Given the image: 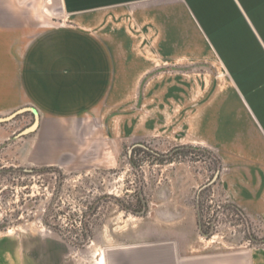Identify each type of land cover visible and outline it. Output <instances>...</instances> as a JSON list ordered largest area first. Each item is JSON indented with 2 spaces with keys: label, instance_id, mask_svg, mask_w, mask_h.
<instances>
[{
  "label": "rangeland",
  "instance_id": "1",
  "mask_svg": "<svg viewBox=\"0 0 264 264\" xmlns=\"http://www.w3.org/2000/svg\"><path fill=\"white\" fill-rule=\"evenodd\" d=\"M134 42V64L147 61L149 71L133 103L102 114L101 140L97 133L81 163H30L44 137L39 116H0V264H140L170 249L264 264V198L253 211L228 201L226 168L205 136L208 113L221 125L220 113L234 111L221 60L193 40L196 54L176 56L144 54L142 39Z\"/></svg>",
  "mask_w": 264,
  "mask_h": 264
},
{
  "label": "crops",
  "instance_id": "2",
  "mask_svg": "<svg viewBox=\"0 0 264 264\" xmlns=\"http://www.w3.org/2000/svg\"><path fill=\"white\" fill-rule=\"evenodd\" d=\"M135 38L144 54L150 48L196 54L193 40L209 58L219 57L234 111L220 113L221 125L208 113V148L226 168L221 183L228 201L249 211L263 205L264 0H0V116H39L44 137L30 163L77 165L87 158L97 133L101 140L102 114L133 103L134 87L149 71L143 58L134 64ZM214 256L170 249L144 253L140 264L240 261Z\"/></svg>",
  "mask_w": 264,
  "mask_h": 264
},
{
  "label": "trees",
  "instance_id": "3",
  "mask_svg": "<svg viewBox=\"0 0 264 264\" xmlns=\"http://www.w3.org/2000/svg\"><path fill=\"white\" fill-rule=\"evenodd\" d=\"M50 170H54V168L53 167H47V168H41V170H34V169H32V171H28V172H25V171H21V173H23V174H25V175H30V174H32V173H37V172H49ZM16 172V171H18V170H16V169H13V168H8V169H4V168H2L1 169V172ZM198 224H199V227H200V230H201V232L203 233V234H205V232L203 231V226H204V224H203V221H202V218H200L199 219V221H198ZM207 234V233H206Z\"/></svg>",
  "mask_w": 264,
  "mask_h": 264
},
{
  "label": "water",
  "instance_id": "4",
  "mask_svg": "<svg viewBox=\"0 0 264 264\" xmlns=\"http://www.w3.org/2000/svg\"><path fill=\"white\" fill-rule=\"evenodd\" d=\"M14 115H15V114H14ZM4 120H5V118H0V122H1V121H4ZM35 127H36V124H34L32 127L28 128V129L26 130V132L33 130Z\"/></svg>",
  "mask_w": 264,
  "mask_h": 264
}]
</instances>
